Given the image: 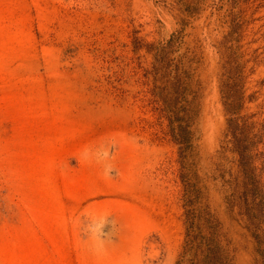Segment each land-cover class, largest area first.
I'll return each mask as SVG.
<instances>
[{"label":"rangeland","instance_id":"obj_1","mask_svg":"<svg viewBox=\"0 0 264 264\" xmlns=\"http://www.w3.org/2000/svg\"><path fill=\"white\" fill-rule=\"evenodd\" d=\"M162 48L196 97L187 153L152 103ZM222 81L264 120V0H0V264H194L189 212L262 264Z\"/></svg>","mask_w":264,"mask_h":264},{"label":"trees","instance_id":"obj_2","mask_svg":"<svg viewBox=\"0 0 264 264\" xmlns=\"http://www.w3.org/2000/svg\"><path fill=\"white\" fill-rule=\"evenodd\" d=\"M163 49L155 53L153 73L156 81H152V103L160 115L159 119L166 122L171 140L187 153L192 149L198 131L196 97H193L191 81L183 80L180 63L173 65ZM233 69L231 66L228 71L229 79ZM163 78L170 79L159 81ZM244 86V81L221 83L223 106L228 115L225 137L229 138L228 148L238 156L239 167L238 175L230 184L236 197L234 205L239 208L247 229L255 238L257 253L264 264V149L260 147L264 146V120L242 114L246 102ZM258 160L261 167L256 164ZM187 194L191 195L188 191ZM192 204L194 202H190L189 207ZM195 219V215L191 216L189 212V247L185 248L182 256L192 253L194 264H233V258L216 231L210 230L204 235L193 234Z\"/></svg>","mask_w":264,"mask_h":264}]
</instances>
